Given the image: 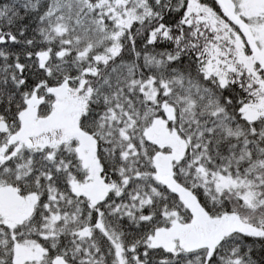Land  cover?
Segmentation results:
<instances>
[{
	"label": "snow or ice",
	"instance_id": "1",
	"mask_svg": "<svg viewBox=\"0 0 264 264\" xmlns=\"http://www.w3.org/2000/svg\"><path fill=\"white\" fill-rule=\"evenodd\" d=\"M0 264H264V0H0Z\"/></svg>",
	"mask_w": 264,
	"mask_h": 264
}]
</instances>
